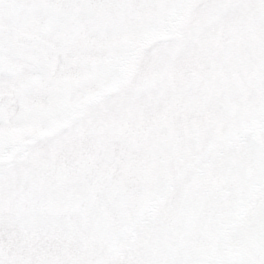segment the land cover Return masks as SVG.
<instances>
[{"label":"snow or ice","instance_id":"6c2138e0","mask_svg":"<svg viewBox=\"0 0 264 264\" xmlns=\"http://www.w3.org/2000/svg\"><path fill=\"white\" fill-rule=\"evenodd\" d=\"M0 264H264V0H0Z\"/></svg>","mask_w":264,"mask_h":264}]
</instances>
